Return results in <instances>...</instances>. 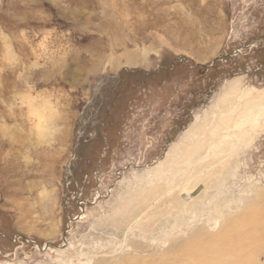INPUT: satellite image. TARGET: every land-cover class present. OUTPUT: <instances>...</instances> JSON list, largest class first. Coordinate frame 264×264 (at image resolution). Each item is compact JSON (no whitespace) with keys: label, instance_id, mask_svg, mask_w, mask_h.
<instances>
[{"label":"rangeland","instance_id":"obj_1","mask_svg":"<svg viewBox=\"0 0 264 264\" xmlns=\"http://www.w3.org/2000/svg\"><path fill=\"white\" fill-rule=\"evenodd\" d=\"M235 77L264 87V0H0V264H185L242 230L264 130L172 162Z\"/></svg>","mask_w":264,"mask_h":264},{"label":"bare ground","instance_id":"obj_2","mask_svg":"<svg viewBox=\"0 0 264 264\" xmlns=\"http://www.w3.org/2000/svg\"><path fill=\"white\" fill-rule=\"evenodd\" d=\"M240 80V77H235L228 82V92L235 99L224 97L225 103L222 100V110L212 121L207 119L202 126L196 129V134L184 144L185 147L183 146L172 162L178 163L179 160L188 166L203 163L205 167H209L206 171L210 172H205L209 175L215 170H222L223 164L225 162L227 164L232 156L237 155L238 148H248L255 135L264 130V87L255 89L242 85L236 86ZM207 124L208 127H206ZM196 154L197 158L192 160ZM212 180L213 178L209 177V181ZM253 193L247 199L251 204L250 208L233 220L238 222L242 230L234 231L232 226H229L220 234L208 238L204 247L198 248L199 253L195 252L198 255H193V258L185 264H239L241 253L246 251V246L249 247L252 241L257 243L255 245L260 243L263 250L264 244L259 240H261L263 230L264 191L258 189ZM194 259L197 261L195 262ZM129 262L131 264L132 261Z\"/></svg>","mask_w":264,"mask_h":264}]
</instances>
